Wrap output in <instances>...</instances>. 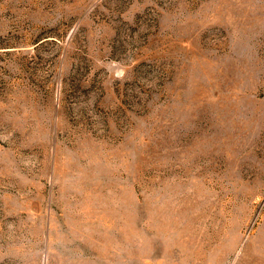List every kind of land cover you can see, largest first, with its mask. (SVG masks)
<instances>
[{
	"label": "rangeland",
	"instance_id": "rangeland-1",
	"mask_svg": "<svg viewBox=\"0 0 264 264\" xmlns=\"http://www.w3.org/2000/svg\"><path fill=\"white\" fill-rule=\"evenodd\" d=\"M0 264H264V0H0Z\"/></svg>",
	"mask_w": 264,
	"mask_h": 264
}]
</instances>
